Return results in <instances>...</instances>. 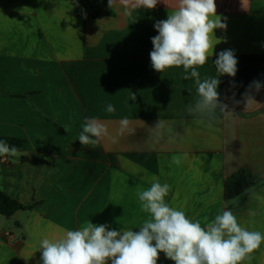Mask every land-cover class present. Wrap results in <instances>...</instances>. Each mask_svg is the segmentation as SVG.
<instances>
[{
    "label": "crops",
    "instance_id": "obj_1",
    "mask_svg": "<svg viewBox=\"0 0 264 264\" xmlns=\"http://www.w3.org/2000/svg\"><path fill=\"white\" fill-rule=\"evenodd\" d=\"M215 2L227 27L214 29L213 55L196 70L201 81L219 78L229 110L189 112L200 99L191 69L185 80L183 66L161 73L150 60L154 25L178 0L154 9L117 0L96 17L78 16L74 0H0V138L24 141L21 157L0 156V190L31 206L0 215V264H41L44 239L89 221L139 229L150 214L138 193L153 177L169 185L165 202L201 226L231 210L264 234V88L247 101L214 64L228 49L264 55V0ZM85 118L107 127L98 143L80 144ZM239 169L258 182L226 201L225 181ZM157 264L175 262L160 252ZM242 264H264V243Z\"/></svg>",
    "mask_w": 264,
    "mask_h": 264
},
{
    "label": "clouds",
    "instance_id": "obj_2",
    "mask_svg": "<svg viewBox=\"0 0 264 264\" xmlns=\"http://www.w3.org/2000/svg\"><path fill=\"white\" fill-rule=\"evenodd\" d=\"M116 2L108 0V6L112 8ZM120 2L127 5L129 0ZM158 2L132 0L131 6L154 9ZM154 27L158 35L151 38L153 69L163 73L167 68L183 66L185 80L196 78L200 99L194 107L189 106V112L229 110L219 99V78L201 81L196 70L213 55L214 29L227 27L216 14L215 0H178L177 8ZM237 63L230 49L221 51L214 61L219 76L235 77ZM250 87L258 92L264 85L254 81ZM245 99L251 97L245 93ZM107 111L115 109L108 105ZM127 124V119L121 121L122 128ZM81 127L78 140L82 146L98 143L100 137L108 134L107 127L93 118H85ZM7 155L19 158L23 154L15 145L0 140V156ZM168 193L169 185L153 177L150 188L138 193L142 210L150 214L138 231L107 230L108 225L89 221L81 229L66 231L58 240L44 239L40 246L41 264H108L109 260L111 264H157L160 252L175 264H242L264 243V234L241 227L231 210H224L203 227L184 211L170 207L165 202Z\"/></svg>",
    "mask_w": 264,
    "mask_h": 264
},
{
    "label": "trees",
    "instance_id": "obj_3",
    "mask_svg": "<svg viewBox=\"0 0 264 264\" xmlns=\"http://www.w3.org/2000/svg\"><path fill=\"white\" fill-rule=\"evenodd\" d=\"M74 2L77 5V15L81 17L86 16L89 11H96L94 15L96 17L97 10L108 4V0H74ZM235 57L238 61L235 77L223 75V81L227 87L235 90L239 95H245V93L256 91L254 87H250L254 81H259L264 85V55H235ZM263 88L261 87V89ZM0 140L6 141L9 145H15L20 151L23 150L24 141L20 138L2 137ZM21 160L28 161L30 159L23 157ZM257 182V179L246 170L239 169L225 181V200L230 201L245 194ZM28 209H31V206H23L0 190V215L12 217L18 211Z\"/></svg>",
    "mask_w": 264,
    "mask_h": 264
}]
</instances>
